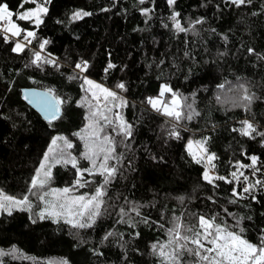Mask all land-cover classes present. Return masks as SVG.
I'll return each instance as SVG.
<instances>
[{"label":"trees","instance_id":"obj_1","mask_svg":"<svg viewBox=\"0 0 264 264\" xmlns=\"http://www.w3.org/2000/svg\"><path fill=\"white\" fill-rule=\"evenodd\" d=\"M21 2L0 0L15 13L37 4L48 11L39 25L13 16L35 32L21 52L13 49L24 33L13 38L0 31V190L18 198L28 194L52 141L62 137L74 142L77 167L92 174L80 177L71 163H53L46 187L94 195L104 185L99 165L105 153L95 168L84 157L89 121L103 129L92 137L97 143L105 135L112 138L115 151L108 165L116 172L102 189L100 215L94 222L87 216L82 221L90 227L41 219L26 210L0 214V264H165L159 247L169 244L177 217L183 236L201 230L200 216L215 217L231 231L243 228V238L259 245L264 237V136L258 134L264 132V0L241 6L231 0H175L172 5L168 0H37L23 9ZM78 11L91 15L73 19ZM174 13L184 32L175 28ZM37 52L41 59L35 61ZM84 61L86 71L76 68ZM85 77L119 98L99 107L88 97ZM120 83L124 89L116 87ZM164 85L172 89L164 93L165 104L177 94L180 120L148 102L160 98ZM24 87L52 92L63 101L62 117L54 123L42 119L22 100ZM243 121L257 129L251 137L240 134ZM121 123L131 125L130 136ZM173 130L179 135H171ZM189 141H205L206 157L215 158L209 162L199 156L197 163ZM252 156L257 157L254 166L237 167L251 165ZM205 171L232 183H209ZM78 178L83 187L75 184ZM249 185L250 191L243 192ZM179 261L206 264L186 249L180 250Z\"/></svg>","mask_w":264,"mask_h":264},{"label":"snow or ice","instance_id":"obj_2","mask_svg":"<svg viewBox=\"0 0 264 264\" xmlns=\"http://www.w3.org/2000/svg\"><path fill=\"white\" fill-rule=\"evenodd\" d=\"M46 2V0H45ZM233 4L236 6H241L246 3H250V0H231ZM27 3L37 4V0H22L19 7L21 9L24 8V5ZM140 3H145V0H140ZM170 5L175 3V0H168ZM48 9L43 6V4L37 5L33 9L25 10L19 13H15L9 9V5L7 3H0V24L6 25L0 29L5 33H11L12 36H19L22 32L26 30L21 28L20 25L13 20V16H16L20 21H31L34 19V22L38 25L42 23L41 14L47 13ZM147 9L144 10V14H148ZM90 12H76L73 16V19L82 18L83 16H90ZM179 16V13H174L171 19L174 21L175 28L180 31L184 32L186 29L181 26L179 20L176 17ZM200 22V21H198ZM35 32L27 31L25 39L28 37H34ZM5 40L8 39L7 36L4 37ZM44 44H47V41H44ZM44 44H41V48H43ZM24 45L22 43H17L13 51H22ZM251 51V50H250ZM35 55V61L41 59L40 53L37 52ZM33 61V62H35ZM51 62V61H48ZM109 68L114 67L111 63L108 65ZM76 68L80 69L81 71L87 70V62L84 61L82 63H78ZM84 83L89 85L88 91H92L93 89H98L99 93L103 94V98L106 102L109 101L111 98V102L114 103L119 97L115 91H111L108 88L103 87L100 84H96L94 81L85 78ZM117 88L124 89L125 85L123 83L117 84ZM223 87V86H221ZM165 92H172V89L169 88L167 85H164L160 97L164 96ZM42 95L43 99L42 102L44 103L45 107L52 112L53 116H55L58 112V105L63 103V101L59 100L58 98L52 96L51 92L47 94H40ZM93 98L99 100V95L97 92H92ZM173 99L171 101V105L164 104L163 101L159 98L156 99H149V103L154 107L157 108L158 111L161 109L158 108V105L163 104V114L172 116L176 120L181 119V112L178 110L180 108V102L175 97L177 96L176 93H172ZM50 97V99L48 98ZM244 100H248L251 102V97L245 95L243 96ZM121 103H124L121 100ZM91 107V105H90ZM110 110V109H109ZM106 121L108 117H103ZM187 119H191L192 115H188ZM122 121V117H119ZM111 123V121H108ZM242 124L245 127L239 129L240 134L244 136H252L253 133L257 132V129L248 121H243ZM89 128H92V132L90 133L88 139L84 136H81L82 140H86L85 148L87 151L84 153V157L91 161L93 168L96 167L97 159L100 158L101 153H105L103 155V163L99 165V171L101 175H104V185H107L110 181V178L115 174L116 168L109 167L108 161L111 158V153L115 151L114 142L111 137L105 135L103 140H100L99 143L96 140H93L92 137H99V133L103 130L102 128H94L93 124L90 123ZM120 129L124 132L126 136L131 135V125L127 123H121L119 126ZM87 131V129H86ZM236 131V129H234ZM171 135L178 136L179 134L173 130ZM261 136H264V132L258 133ZM76 135H80L76 133ZM58 139H64L62 137H57L52 141V147L49 148L48 153L44 157V161L41 163L40 168L37 170L36 175L31 181V187L29 189V193L23 195L22 197L18 198L17 196L10 195L5 193L3 190H0V212H6L8 215L12 214L13 209H18L21 211L27 210L31 211L33 204L29 199L30 195H37L36 192H33V189H45L46 185L50 182L52 172L51 168L54 164H49V159L55 161V163L64 164L71 163L72 167L77 169V173L80 177H83L84 172H88L92 174V169H80L77 167V159L72 157L68 154V157L65 158L63 149H60V155L57 157L56 149L58 145L56 141ZM91 141V142H89ZM65 145L68 148L72 147V144L68 142L66 139L64 140ZM198 145L202 153H207V149L204 148L205 141H189L188 149L190 154L193 155V158L196 159V153L192 152L193 144ZM108 145V147H105ZM214 154H210L207 156L209 162L214 159ZM200 159H203V155H201ZM200 159H196L197 163H200ZM252 164L251 165H238L237 167H252L257 162V157L252 156L251 158ZM243 175V173H240ZM231 176L233 179H238L237 172H232ZM204 178L212 182L213 179L219 180H226L228 183H232L231 180H227L226 177L218 176V177H209L207 171L204 173ZM245 181L248 179L247 176L244 177ZM88 183V181H85ZM256 183H261L257 181ZM75 184L77 186L83 187L84 185L81 183V179H77ZM104 185H101L97 188L94 195L90 197H85L83 195L78 197H69L67 194L72 191L70 188H52L50 190L42 191L38 194V199L45 203V208L42 209L38 215L41 219L45 218V214L47 213L48 216L51 217H65V222L71 224L73 227L84 228L90 227L91 223L82 222L87 219L91 222L95 221V218L100 215V207L104 203L102 199H100L105 192L102 190ZM252 185L246 186L243 188V192H249ZM233 195H238V193L234 190ZM51 196L55 197L53 200H45V197ZM121 214L124 215L123 209H121ZM139 214V213H137ZM78 218V219H77ZM239 224V221H237ZM183 225L180 223V218H175L174 227L169 230V244H163L159 247V255L165 259V264H180L179 256L180 250L186 249L189 253H192L199 257L200 261L206 262V264H264V237L261 238V242L259 245L253 244L249 242L247 239L243 238L240 234L244 231L243 228L240 229V233L235 231H231L228 229L227 225L221 226L220 224L215 223V217L212 218H205L204 216L199 217V228L201 230H197L193 232L191 237L181 235V228ZM189 232L193 230L191 228L188 229ZM108 235H112L109 233ZM180 241H184V243H179ZM195 245V248L188 247V243ZM175 245L171 251L166 252L165 249L169 248V245ZM205 244L210 245V247H206ZM153 251H157V245L153 244L152 246ZM64 264H67L65 261Z\"/></svg>","mask_w":264,"mask_h":264},{"label":"rangeland","instance_id":"obj_3","mask_svg":"<svg viewBox=\"0 0 264 264\" xmlns=\"http://www.w3.org/2000/svg\"><path fill=\"white\" fill-rule=\"evenodd\" d=\"M37 5H40V4H37ZM36 5V6H37ZM35 6V7H36ZM43 6L44 7H46L44 4H43ZM34 7V8H35ZM47 8V7H46ZM31 9H33V8H31ZM29 10V9H28ZM45 13H42L41 14V20L43 21V15H44ZM14 20V19H13ZM15 21V20H14ZM173 21V20H172ZM33 22H34V19H33ZM174 22V21H173ZM35 23V22H34ZM36 24V23H35ZM41 24V23H40ZM6 25V22H4V24H0V29H2L4 26ZM39 25V24H38ZM21 27V26H20ZM22 28V27H21ZM0 31H2V30H0ZM27 31H30V30H26L25 32H22V33H24V37H22V38H20V36H21V34L19 35V36H12V34L9 32V33H5L7 36H9V37H13V38H20V39H18V42L17 43H22L23 45H24V47L26 46V45H28L30 42H31V38L32 37H28L27 39H25V36H26V32ZM3 32V31H2ZM23 47V48H24ZM16 52H21V51H16ZM39 52H41L40 50H39ZM85 78H87V77H85ZM87 79H89V78H87ZM90 80H92V79H90ZM92 81H94V80H92ZM96 84H100V85H102L103 87H105V88H108L106 85H104V84H102V83H100V82H98V81H94ZM88 88H89V85H87L86 84V91H87V94H88V97L90 98V99H92V100H94L97 104H98V106L99 107H102L103 105H104V103L106 102L105 100H104V98H103V94L102 93H99V90L98 89H93L92 91H88ZM109 90H111V91H114V90H112V89H110V88H108ZM93 91H95V92H97V94L99 95V100H96V99H94L93 98V95H92V92ZM176 99H178L177 97H175ZM159 99H161L162 101H163V103L165 104V103H167L168 101H165L164 102V96L163 97H160ZM179 100V99H178ZM180 102V101H179ZM169 105H171V101L168 103ZM158 108H161V110L163 109V104H161V105H158L157 106ZM90 123H94V122H91V121H89V124ZM94 127V126H93ZM92 132V128H90V129H88L87 131H86V135H87V137H89V135H90V133ZM64 140L65 139H58L57 141H56V143H57V145H58V148L56 149V155H57V157H59V155H60V149H63V152H64V156H65V158H67V155L68 154H70V151L72 152V157H75L76 159H77V157H76V154L74 153L73 154V149H74V142H72V141H69L68 140V142H70L71 144H72V147L71 148H68L66 145H65V143H64ZM89 142H91V141H89ZM52 147V146H51ZM85 147V146H84ZM192 152L193 153H196V158L197 157H199V156H201V155H203V157L205 156L206 157V155H205V153H202V150H201V148L198 146V145H196L195 143L193 144V148H192ZM48 153V152H47ZM206 159V161H208V159H207V157L205 158ZM44 161V160H43ZM78 161V160H77ZM53 163H55V161H53L52 159H51V156H50V159H49V164H53ZM51 170H52V168H51ZM52 188H58V189H63V188H60V187H49V188H45V189H42V190H39V189H37L35 192L37 193V195H31L30 197H29V199L31 200V202H32V204H33V207H32V209H31V211H28V212H30L31 214H38L42 209H44L45 208V203L43 202V201H40L39 199H38V194L40 193V192H42V191H46V190H50V189H52ZM66 188V187H65ZM71 189V188H70ZM69 197H78V196H81V195H79V194H76L75 192H74V190H72L70 193H68L67 194ZM83 196H85V195H83ZM86 197V196H85ZM53 199H55V197H51V196H47V197H45V200H53ZM14 210H18V209H13L12 211H14ZM27 211V210H26ZM2 213H4V212H0V214H2ZM45 216H47V217H49V218H52V219H54V220H58V219H63L64 221H65V217H59V218H56V217H51V216H48L47 215V213L45 214ZM78 219V218H77Z\"/></svg>","mask_w":264,"mask_h":264},{"label":"water","instance_id":"obj_4","mask_svg":"<svg viewBox=\"0 0 264 264\" xmlns=\"http://www.w3.org/2000/svg\"><path fill=\"white\" fill-rule=\"evenodd\" d=\"M50 91L35 87H24L21 88V98L22 100L30 106L34 111H36L42 119H44L48 123H54L58 121L63 114V108L61 103L58 105V112L55 116H53L52 112H50L42 102V95L47 94ZM52 96L56 97L52 92ZM50 99V97H48ZM57 98V97H56Z\"/></svg>","mask_w":264,"mask_h":264}]
</instances>
